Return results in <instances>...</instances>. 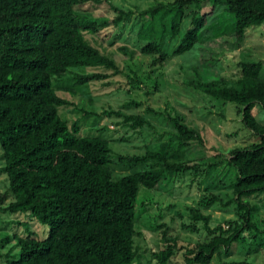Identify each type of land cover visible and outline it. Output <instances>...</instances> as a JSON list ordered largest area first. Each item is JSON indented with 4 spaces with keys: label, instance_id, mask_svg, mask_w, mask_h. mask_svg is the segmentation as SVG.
<instances>
[{
    "label": "trees",
    "instance_id": "trees-1",
    "mask_svg": "<svg viewBox=\"0 0 264 264\" xmlns=\"http://www.w3.org/2000/svg\"><path fill=\"white\" fill-rule=\"evenodd\" d=\"M85 3L106 4L116 15L112 24L131 14L107 0H0V153L7 192L12 196L2 211L12 217L10 227L24 230V237L4 236L0 243L15 240L16 254L2 264H132L134 260V210L138 186L172 192L174 182L187 171L213 168L206 163L207 149L196 126L179 118H168L176 147L183 159L169 160L165 154L144 151L142 155L118 157L127 163L149 162V168L112 179L109 169V142L99 137L78 135V121L69 126L56 107L68 104L52 88L54 80L76 67H103L114 70L113 62L90 46L83 33L95 34L98 27L76 11ZM209 3V10L203 8ZM193 6L189 28L172 51L183 54L198 44V30L205 16L220 7L233 19L229 36L242 43L246 30L264 23V0H172L156 3L142 11L137 38L146 43L140 54L155 56L151 65L162 64L164 35L174 38L180 29L186 7ZM223 43L207 39L197 46L198 64L193 77L184 76L183 84L212 99L234 104L243 127L254 141L228 151L226 165L235 171L232 203L241 211V228L210 229L209 217L190 210V219L201 221L210 235L208 241L182 253L183 264H209L221 250L226 255L242 230L251 228L254 208L244 199L264 195V123L256 119L257 109L264 111L262 63H238L234 82L219 77H204L214 68L215 59L208 49ZM125 50V48H122ZM204 73V74H205ZM76 84L106 78L101 73L67 75ZM144 113L156 114L147 109ZM120 116L118 112L113 113ZM132 129L147 126L140 115L123 116ZM4 195L0 197V201ZM214 197L201 201L202 207L214 203ZM33 219L46 227V235L37 239L26 223L17 217ZM161 240L164 235H161ZM174 254L166 246L152 256L156 264H166Z\"/></svg>",
    "mask_w": 264,
    "mask_h": 264
},
{
    "label": "rangeland",
    "instance_id": "rangeland-1",
    "mask_svg": "<svg viewBox=\"0 0 264 264\" xmlns=\"http://www.w3.org/2000/svg\"><path fill=\"white\" fill-rule=\"evenodd\" d=\"M117 9L131 14L112 24L115 13L104 3H85L76 11L93 21L98 27L95 34L83 33L86 42L99 54L113 62L114 70L103 67H76L51 79L55 95L68 104L56 107L58 117L69 126L78 121V135L105 138L109 142V169L113 180L149 168V162L127 163L118 157L142 155L144 151L163 153L173 161L184 155L173 142L175 130L168 118H179L189 126H196L207 149L206 163L213 168H199L195 174L183 173L174 182L172 192L149 190L138 186L134 210V235L132 264H156L153 254L166 246L174 247V254L166 264H183L182 253L211 237L203 229L201 221L190 219V210L209 217L210 229H238L241 226V211L232 203V186L235 171L228 168V151L254 141L237 114L232 103L212 99L183 84L184 76L193 77L198 64L197 46L207 39L219 38L223 43L207 50L215 59L214 68L203 72L204 77L218 75L234 82L238 76V63L261 62L264 71V23L246 30L240 44H234L229 36L233 19L220 7L214 8L200 29L198 44L189 51L172 56V51L189 28L192 5L186 7L179 33L170 38L164 35L161 48L167 55L160 65H151L155 56L140 54L146 43L137 38L142 23L140 11L159 2L172 0H107ZM209 3L203 8L209 10ZM125 48V50H122ZM101 73L106 78L91 79L85 84H76L67 75L81 76ZM205 73V74H204ZM264 80V72L261 73ZM151 109L156 114L144 113ZM118 112L120 116H115ZM140 115L147 126L132 129L123 121V116ZM256 119L264 123V111L257 109ZM3 166L0 153V168ZM0 239L15 234L24 237L22 227L6 224L12 217L2 211L12 201L7 192L6 177L0 174ZM214 197L208 207L200 202ZM254 208L250 226L242 230L239 239L231 244L228 253L218 250L209 264H264V195L256 194L244 199ZM17 221L26 223L37 239L46 235V227L33 219L20 216ZM241 228V227H240ZM165 240H161V235ZM15 240L0 243V264L16 254Z\"/></svg>",
    "mask_w": 264,
    "mask_h": 264
},
{
    "label": "crops",
    "instance_id": "crops-1",
    "mask_svg": "<svg viewBox=\"0 0 264 264\" xmlns=\"http://www.w3.org/2000/svg\"><path fill=\"white\" fill-rule=\"evenodd\" d=\"M262 66H263V65H262ZM262 72H264V71H263V67H262V69H261V73H262Z\"/></svg>",
    "mask_w": 264,
    "mask_h": 264
}]
</instances>
